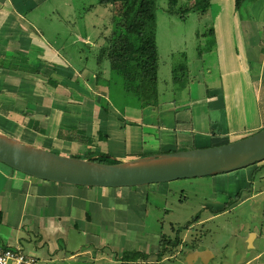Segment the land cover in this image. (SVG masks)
Masks as SVG:
<instances>
[{
	"label": "crops",
	"instance_id": "crops-1",
	"mask_svg": "<svg viewBox=\"0 0 264 264\" xmlns=\"http://www.w3.org/2000/svg\"><path fill=\"white\" fill-rule=\"evenodd\" d=\"M47 2L49 0H0V57L3 63L11 67L0 68V124L3 128L19 129L17 131L23 133H18L23 136L16 137L19 140L39 147L24 135L46 137L51 141L59 138L60 140H56L62 142L64 146L67 145L66 142L75 144L70 149L75 151L79 144L73 141L77 140V134H83L86 142L92 143L90 147L93 151L108 154L109 158L122 162L158 154L164 149L177 151L179 150L176 148L177 145L183 140H190V136L195 142L193 148H199L203 143L213 146L237 140L264 127V115L258 113V110L254 122L251 121L249 110L243 113L244 106L237 114L234 112L241 101L247 102L242 92L244 86L245 90L251 88L256 102L257 97L262 95L264 103V33L258 34L259 31L255 27L251 32L255 35L256 41L246 43L243 39L249 37L250 31L243 28L240 34L241 42L237 45L228 35L230 26L227 41L222 45L220 42L223 40L220 39L221 32L218 26L216 25V29L213 28L215 48L211 49L222 63L217 61V66L212 65L218 68V73L211 71L209 67L205 68V74L201 79L204 98L192 100L191 97L181 95L183 93L181 90L175 93L166 89L162 84L166 79L174 83L171 80L172 69H169L168 75L162 67L171 68L176 64L168 67L169 62L163 63L160 56L158 105L142 108L140 102H137L121 113L113 105L111 95L115 91L113 95L116 97L122 92L115 89L118 84L112 87L115 79L111 78L108 68L106 66L101 68L104 73L101 78L104 82L101 79V84L96 85L92 73L95 64L80 69L78 59L71 58L73 53H68L69 47L74 49L75 41L93 43V39L91 41L87 34L81 35V31L77 32L70 28L67 35L70 41L61 43L62 36L59 34L53 36L46 34L49 31H45V26L53 22L51 18L45 16L46 19L42 21L41 26L32 17V13ZM246 7V13L256 18H253V22H264V0L249 2ZM236 10L233 1L226 12L230 19L238 17ZM53 17L54 21H61L63 18L59 14ZM83 29H86L85 26ZM97 34L96 31L93 37ZM78 35L82 36L79 40L76 39ZM226 50H230L229 56L224 55ZM198 54L200 61L203 53ZM186 68L187 73L182 80L191 81L189 76L193 71L191 66ZM236 70L241 71V80L230 76L228 85H224L223 88L222 78ZM46 72L58 80L57 85H52L43 77ZM76 77L81 79L80 84L74 82ZM105 79L109 81L106 82ZM192 88L194 87L189 86L186 91ZM199 89L200 86L196 91ZM96 96L99 97L98 100ZM101 97L109 102L106 112L98 108L97 102ZM38 107L44 110H38ZM57 127L66 129L58 130L61 134L59 137ZM0 131L15 137L13 130ZM64 131L70 132L69 139L64 137L66 135ZM92 138L96 139L95 142ZM87 146L83 144L84 153ZM130 146L136 150L128 152L127 147ZM261 165H264V161L243 168V172L237 174L236 170L228 172L241 182L239 187L232 185L235 191L252 190L255 183L254 172ZM17 172L12 173L0 168L2 179L0 247L19 246L22 250L35 255L38 260L40 258L39 263L77 264L75 251L66 249L74 236L80 238L81 234L85 239L91 235L97 236L99 244L100 233H107L110 238L116 231L123 236L137 234L134 246L148 252V260L154 261L156 255L151 257L147 245H150L151 241L158 243L163 233V221L152 214L158 227L162 225L160 231L155 234L146 232L148 227L145 225L147 221L145 219L149 217L146 209L150 197H158L162 203L164 197L168 195V190L163 189V185L156 186L155 189L148 187L152 184L119 188L87 187L43 181ZM218 176L214 175V178ZM235 191L233 192L236 193ZM114 222L123 224L121 227L118 225L114 227L112 226ZM256 238L257 233L253 239V249ZM131 245L130 241L125 247ZM59 250H63L66 255H58ZM93 259H84L83 261L91 262L82 261L80 264H118L113 259ZM194 259L192 264L198 260Z\"/></svg>",
	"mask_w": 264,
	"mask_h": 264
},
{
	"label": "rangeland",
	"instance_id": "rangeland-1",
	"mask_svg": "<svg viewBox=\"0 0 264 264\" xmlns=\"http://www.w3.org/2000/svg\"><path fill=\"white\" fill-rule=\"evenodd\" d=\"M233 1L234 0H215L211 1L207 6L198 7L192 10L189 8L194 4L193 1H179L177 5L174 6V12L172 9V13H175L174 16H171V10L165 0H159L157 2L156 41L161 61L163 63L169 62L168 67L172 64L191 66L193 71L190 72L192 75L189 76V80L191 79V81H185L180 78L178 83H171L170 79H166V81L162 83L166 89L168 88L171 92L175 93L181 90L183 91L181 95L188 98L191 97L192 100L204 98V86L201 83V79L203 78V74H205V68L209 67L211 71L213 70V72L218 73V68H215V66L212 65L215 64L217 66V61L222 63V60L218 59V57H216V53L211 49L215 48V34L208 33L209 30L213 28L216 29V25L221 32L220 39L223 40L220 42V45L226 43V37L229 29L230 33L228 35H230L235 45L241 42L240 34L243 28L244 30L250 31L248 34L249 37H245V39H243L248 44L256 41V39H254L255 35L251 32L253 31V27L259 31L258 34L261 35L264 33V22H253V18L255 17L246 13V5L249 2H252L250 0H243L240 2L239 8L236 10L238 17H232V19L229 18L230 16L226 12L229 8V4ZM95 3L96 0H49V2L42 6L38 11L33 12L32 17L35 18L41 26H43L42 21L46 19L44 18L45 16H47L48 19L51 18L53 22L45 26L46 28L44 27L46 32L49 31L46 34L49 36L59 34L62 36L61 38H63V40H60L61 43H67L70 41L67 39L70 28H74L77 32L81 31V35L87 34L88 37H91L90 40L92 41L95 37H93V35L96 31L105 33L106 29L110 27L111 16H109V14L111 12V8L112 10L114 8L109 5L96 6ZM90 5V11L85 12L86 8ZM56 14L63 17H60L61 21H54L53 16H57ZM181 14H183L184 18H180ZM84 26L86 29H83ZM229 26L230 28L228 29ZM81 37L82 36L78 35L76 36V39L79 40ZM247 46L245 45V47ZM229 48L230 45L228 46V49ZM199 51H202L203 53L202 60L200 61H198ZM68 52L72 54L74 53V50L69 47ZM224 55L229 56L230 50H226ZM201 66L203 68H200ZM172 67L162 68L169 75V69H172ZM240 72L241 71L236 70L234 73H229V76L225 78L223 77V88L224 85H228L230 76L231 78L237 77L238 80H241ZM172 74L173 73H171V76ZM183 79L185 78L183 77ZM121 81L122 78H119L112 83L114 84L112 87H115L118 84L120 88L116 86L115 89H118V91L122 92V94L115 97V95H113L115 94L114 91L111 95V101L116 109L122 113L123 111H126L127 108L134 106L133 104H137L139 101L134 95L127 94L123 90ZM189 86H193L194 88L190 91H186ZM199 86L200 89L196 91V88ZM242 92L244 97L247 98V102L245 103L244 101H241L234 112L237 114L240 108L244 106L245 110L243 113L246 111L248 112L249 110L251 121L254 122V118L257 116L256 110H258V113L264 115V103H262L263 96L259 95L257 97L258 102H256L254 95L251 93L250 87L245 90L244 86L242 88ZM98 98L99 97L96 96V100H98ZM41 108L38 107V110L43 111L44 108ZM0 129L5 131L13 130L15 137H23L18 135V133H22L17 131L19 129H10L9 127L3 128L1 127V124ZM49 130L55 129L49 128ZM56 130L59 137L61 134L58 130L66 129L57 127ZM69 133L70 132L64 131V134H66L64 137L66 139H69ZM245 135L248 136L250 134ZM24 136L28 140L36 143V145H39L40 148L44 147L43 149L59 155L79 158L86 156L83 151V144H87V140L83 134H77V140H72L73 142H76V144H79L78 149H75V151L70 150L75 144L66 142L67 145L64 146L62 142L57 141L60 140L59 138L51 141L50 139L41 136L36 137L28 134ZM189 138L190 140H183L176 148L179 150L192 149L194 146L193 143L195 142L192 141L191 136ZM95 140L96 139L92 138L93 142H95ZM207 145L208 144L205 143L201 144L202 147H209ZM127 149L128 152L136 150L135 147L131 146L127 147ZM165 150L166 149L162 151L164 152ZM105 159L107 161L111 160L109 155L108 157H105ZM256 164L258 165V163ZM0 168L12 173L17 172L1 162ZM242 170L243 168L236 170L235 174L243 172ZM17 173L23 174L20 172ZM218 175L224 177L218 176V178H214L213 175L201 176L176 179L169 182L152 184L150 186H148L149 184L147 185L150 189H155L157 188L156 186L163 185V189L168 190V195L164 197L162 203H160V199L158 197L149 198V205H147L148 210L146 209L147 216L149 217L145 219L147 220L145 225L148 227V231L146 232H153L155 234L157 231H160V227L163 224V236L172 240L175 238L178 225L182 226L187 221L191 220L195 215H199L198 221L192 222L187 229L178 232L180 244L178 246L169 247L170 252L166 253V256L162 261L164 264H192L191 257L187 255H190V252L195 247H197L196 249H206V251L210 253V256L204 261L198 259L194 264H264V165H262L258 170H255L253 175L255 183L253 185V189L249 191L237 189L238 192H236L237 190L235 191V187L232 185L235 184L234 186L239 187L241 182L239 179L236 180L233 175L229 173ZM1 181L2 179H0V182ZM237 194H239V199L235 200L234 196ZM150 202L152 203V206L150 205ZM152 214L163 221L162 224L160 223L161 225L159 227L156 222V218H152ZM111 224L112 223H109V225ZM122 224L114 222L112 226L116 227V225H118L121 227ZM251 232L257 233L254 249L247 241ZM137 237L138 236L135 233L127 235L124 234L123 236L122 233L115 231L113 236L108 238L107 233H100V243L98 244L97 236L94 237L91 235L85 239V237L80 234V238L74 236L73 241H69L68 246H65H67L66 249H68V251H75L77 254L76 262L77 264H80L84 259L91 260L93 258H98L112 260V251L116 250L119 253L123 247L128 246L130 241L132 244L133 242L136 244ZM253 239L254 237L251 238L252 243ZM84 240L85 242L83 243L82 241ZM149 244L150 245L147 246H149L148 249L151 251V257H153V255L155 256L156 252L161 251L162 249V246H157L158 243H155V241H151ZM258 250H262L263 252ZM59 251L57 252L58 255H66L63 250ZM155 258L154 261L156 260ZM39 260L37 264H46L45 262L39 263ZM88 262L83 261V263Z\"/></svg>",
	"mask_w": 264,
	"mask_h": 264
},
{
	"label": "trees",
	"instance_id": "trees-1",
	"mask_svg": "<svg viewBox=\"0 0 264 264\" xmlns=\"http://www.w3.org/2000/svg\"><path fill=\"white\" fill-rule=\"evenodd\" d=\"M159 0H96V6H113L109 16L110 27L106 29L105 33L98 32L94 37L93 43L75 41L74 53L70 57L78 59L81 65L80 69L85 66H92L95 64L93 73V82L96 85L101 84V78L104 74L101 70L104 66L110 71L112 79L122 78V88L127 94L134 95L142 108L149 106H157L159 102L158 91V71L160 53L156 41L157 31V2ZM171 16H174V6L179 1L183 0H165ZM193 1L190 10L198 7H204L215 0H186ZM243 0H234L236 8H239L240 2ZM245 1V0H244ZM254 1V0H250ZM91 5L88 6L85 12L90 11ZM115 15V17H114ZM180 18H184L183 14ZM214 34V30L208 31ZM63 40V38H61ZM69 46H67L68 48ZM202 51H199L201 53ZM69 53V52H68ZM70 54V53H69ZM76 56V57H75ZM25 58V57H24ZM9 65L3 63L0 57V68L9 69ZM98 67V68H96ZM11 68V67H10ZM171 79L174 83L185 77L187 73L186 65L177 64L172 67ZM120 77H118V76ZM43 77L48 79L52 85L56 84L58 80L53 78L50 73L46 72ZM106 80V79H105ZM109 79L106 80L108 82ZM77 84L81 83V79L76 77L74 80ZM108 100L104 97L97 102L99 110L108 111ZM85 148V155L87 158L102 163H116L115 159L107 161L105 157L108 155L97 153L90 147L88 141ZM171 152V150L164 151ZM263 162V161H262ZM262 166V165H261ZM258 166L257 170L261 167ZM235 200L239 199V194L234 196ZM199 220V215H195L191 220L176 229L175 238L170 240L165 238L163 233L157 246H162L161 251L156 252V260L149 261V253L143 249H139L132 244L129 247L121 249L118 254L115 250L113 260L118 264H164L162 260L166 253L170 252V246H178L180 244L178 232L187 229L192 222ZM2 221V212L0 211V222ZM6 247V246H5ZM2 248V246L0 247ZM197 247L192 249L194 252Z\"/></svg>",
	"mask_w": 264,
	"mask_h": 264
},
{
	"label": "water",
	"instance_id": "water-1",
	"mask_svg": "<svg viewBox=\"0 0 264 264\" xmlns=\"http://www.w3.org/2000/svg\"><path fill=\"white\" fill-rule=\"evenodd\" d=\"M264 161V127L224 144L161 152L136 160L102 163L59 155L0 131V162L23 174L55 183L119 188L214 176ZM251 232L247 239L253 247ZM203 261L208 251L194 252Z\"/></svg>",
	"mask_w": 264,
	"mask_h": 264
},
{
	"label": "built area",
	"instance_id": "built-area-1",
	"mask_svg": "<svg viewBox=\"0 0 264 264\" xmlns=\"http://www.w3.org/2000/svg\"><path fill=\"white\" fill-rule=\"evenodd\" d=\"M38 258L19 246L0 248V264H37Z\"/></svg>",
	"mask_w": 264,
	"mask_h": 264
},
{
	"label": "flooded vegetation",
	"instance_id": "flooded-vegetation-1",
	"mask_svg": "<svg viewBox=\"0 0 264 264\" xmlns=\"http://www.w3.org/2000/svg\"><path fill=\"white\" fill-rule=\"evenodd\" d=\"M180 225H178L177 226V228L179 227ZM170 227V226H169ZM159 242V241H158ZM202 251H206V249H201V250H195L194 252H202ZM194 252H192L190 255H187V256H192V254H194ZM186 256V257H187ZM195 259H201V257L200 256H197V257H195ZM194 259V260H195ZM192 260V259H191Z\"/></svg>",
	"mask_w": 264,
	"mask_h": 264
}]
</instances>
